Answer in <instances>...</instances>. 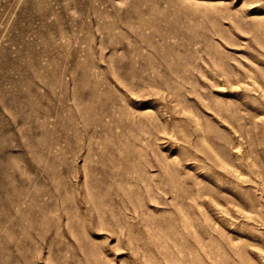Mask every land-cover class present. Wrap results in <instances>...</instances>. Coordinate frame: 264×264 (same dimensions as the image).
Wrapping results in <instances>:
<instances>
[{
  "label": "rangeland",
  "instance_id": "1",
  "mask_svg": "<svg viewBox=\"0 0 264 264\" xmlns=\"http://www.w3.org/2000/svg\"><path fill=\"white\" fill-rule=\"evenodd\" d=\"M0 264H264V0H0Z\"/></svg>",
  "mask_w": 264,
  "mask_h": 264
}]
</instances>
